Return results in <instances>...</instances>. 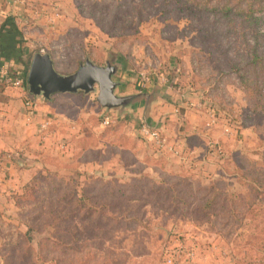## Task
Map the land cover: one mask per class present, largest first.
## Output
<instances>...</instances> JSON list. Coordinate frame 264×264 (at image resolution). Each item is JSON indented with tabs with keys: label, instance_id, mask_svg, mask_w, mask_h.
Returning a JSON list of instances; mask_svg holds the SVG:
<instances>
[{
	"label": "rangeland",
	"instance_id": "1",
	"mask_svg": "<svg viewBox=\"0 0 264 264\" xmlns=\"http://www.w3.org/2000/svg\"><path fill=\"white\" fill-rule=\"evenodd\" d=\"M71 2L75 9L68 7L67 11L72 14L73 10L75 22L48 24L59 31L56 34L51 29L47 45H36L33 50L50 52L56 69L64 75L75 73L87 59L101 66L109 62L119 68L115 80L123 87L117 94L142 97L125 113L113 110V115L97 102L98 88L86 96L81 92L75 98L56 97L58 110L78 123L64 124L77 129L80 137L91 133L98 137L105 130L111 134L95 147L92 141L89 146L94 151L85 153L90 162L81 164L77 173L71 170L60 175H115L127 182L140 166L127 161L144 165L147 159H161L167 170L188 172L203 184L222 180L224 192L236 208L230 217L229 202L224 198L217 217L203 213L192 218L150 215L155 227L147 237L138 236V230L131 228L116 233L115 246L123 240V246L131 248L126 264H165L166 254L177 252L179 244L196 252L194 260L183 257L179 264H264V192L257 200L249 180L242 177L246 174L264 181V0ZM247 3L253 5V16L236 14L245 10ZM225 5L232 9L230 15L215 11ZM255 19H259L257 24ZM51 43L58 45L53 48ZM108 113L113 122L105 126L103 116ZM117 125L116 134L108 132ZM143 125L159 130L167 139V148L142 136ZM185 134L190 135V141L181 140ZM117 136L127 139L124 151L118 147ZM66 140L59 142L67 145ZM185 143L200 150L193 153ZM169 146L179 148V154L170 152ZM71 149L55 147L54 151L63 159L70 156L71 162ZM14 156L20 164L13 163ZM5 157L14 167L25 170L30 166L26 170L33 174L32 180L46 170L40 167L35 171L33 159L23 154L20 157L10 152ZM53 160L54 168L57 161ZM245 195L249 198L247 207L246 200L240 199ZM33 200L34 204L40 201L29 192L23 203L32 205ZM14 204V208L0 212V250L17 248V232L27 233L22 222L28 216H19L15 199ZM33 223L44 226L42 221ZM40 229L30 235V246L36 253L41 240L52 234L51 228ZM118 252L115 259L119 262L114 264H123L125 258ZM82 257L84 254L77 255Z\"/></svg>",
	"mask_w": 264,
	"mask_h": 264
},
{
	"label": "trees",
	"instance_id": "2",
	"mask_svg": "<svg viewBox=\"0 0 264 264\" xmlns=\"http://www.w3.org/2000/svg\"><path fill=\"white\" fill-rule=\"evenodd\" d=\"M252 6L247 3L245 10L236 14L253 16ZM222 9L215 11L226 15L232 13L229 5ZM255 21L257 24L259 19ZM7 69L12 75L20 76L15 70ZM28 69L29 65L26 66L23 77L27 92ZM29 97L34 98L30 94ZM55 98L56 96L53 97L54 100ZM116 127L119 125L111 126L108 132L116 134ZM107 135L111 134H107L105 130L98 137L91 133L85 137L72 138L67 146L72 148L74 159L70 163L56 162L55 171L46 169L39 173L15 196L19 216H28L22 222L27 233L17 232V248L0 250V264H114L119 262L115 259L119 250L118 254L123 255V264H126L128 258H131V248L123 246V240L116 247V233L128 232L134 228L138 230V236L147 237L155 227L150 215H182L192 218V215L203 213L209 217H217V208L223 198L229 202V217L235 213V205L224 192L222 180L215 179L209 184H203L188 172L167 170L161 159H147L144 165L140 161H127L131 166L140 165L127 182L115 175H109V178L87 174L83 176L81 172L70 177L60 175L71 170L77 173L81 164L90 162V158L85 157V153L94 151L89 145L94 141L95 147ZM117 137L118 147L124 151L127 139ZM148 170H152L153 175ZM242 177L249 180V189L259 200L260 193L264 192V181L250 179L246 174H242ZM29 192L35 199H40L37 204H34L35 200L32 205L23 203ZM240 199L246 200L247 207L249 198L245 195L240 196ZM34 221H42L44 226L34 224ZM208 222L214 224L212 220ZM40 228L43 231L51 228L52 234L50 238L41 240L39 252L36 253L30 246V235L34 231L40 232ZM142 245L139 247L145 248ZM78 254H84L83 259L77 258Z\"/></svg>",
	"mask_w": 264,
	"mask_h": 264
},
{
	"label": "crops",
	"instance_id": "3",
	"mask_svg": "<svg viewBox=\"0 0 264 264\" xmlns=\"http://www.w3.org/2000/svg\"><path fill=\"white\" fill-rule=\"evenodd\" d=\"M70 2L71 0H0V68H11L18 72L17 74L23 79V85L20 88L9 87L0 90L1 213H5L4 211L7 208H14V196L21 193L23 187L28 184L33 177V174L30 175L27 172L30 166L25 167V170L16 166L14 167L13 163L15 165L20 164L18 159L14 156L16 160H13V163L9 164L5 157L6 153H16V155L20 157L23 154V156L28 157L30 161L33 159V164L36 165L34 168L35 171L40 167H45L44 169L52 171L55 166L53 168L54 163H51L50 160L55 159L57 162H70V156L67 159H63L60 153L54 151L55 147H60L63 150L66 149V151L69 149L67 145L60 144L59 140L61 139L62 142H64V140L67 139L66 141H70L72 137H80V135H82H79L77 129H71L70 124H64L66 121H69L68 123L73 122L78 125L77 121L69 114H66L65 111L58 110V105L55 103L58 97H63V99L70 97L75 98L76 96L71 95H78L81 92L76 94H55L50 99H44L41 96L35 97L33 95L34 98H31L29 97V88L27 92V89L24 87L23 78L26 66L29 65L30 69L32 60L38 53L49 54L54 62L55 70L61 74L56 69L55 60L50 52L44 49L35 52L33 49L36 45L38 46L45 43L47 45L48 32L52 29L48 24L54 25L58 22L69 24V22H75L72 10L75 9V6L74 3L72 4L73 1L71 2L72 6L69 4ZM68 7L72 8V14L71 12L70 14L68 13ZM55 9L59 10L61 14L60 18L55 17L53 14ZM32 25L34 26L32 27ZM58 29L59 28L56 26L55 29L52 30L56 33L59 31ZM61 32H63V30H61ZM61 32H59V34ZM57 45V43H54L52 46L55 48ZM28 56H31V58H28ZM116 68L117 72L113 77L115 82V78L119 73V68L117 66ZM116 83H118L115 90L117 96L121 98L136 97V99L127 107L108 110L112 115L113 110H120L121 114L125 113L132 105L139 102V98L141 97L138 96L142 95H118L116 91L123 86L121 82ZM84 95L86 96L88 94ZM54 96L58 97L54 100ZM28 100L33 102V109H28L25 106V102ZM105 111H107V109H105ZM108 115L110 114L108 113ZM106 116H103V118ZM179 134L182 135V133ZM185 135L186 136L183 135L180 137L181 140H185V142L190 141V135ZM185 144L193 153H197L200 150L196 145H189L190 143ZM174 149L179 148L175 147ZM26 168L28 169L26 170ZM148 172L153 175L152 170H148ZM178 172H180V170H178Z\"/></svg>",
	"mask_w": 264,
	"mask_h": 264
},
{
	"label": "water",
	"instance_id": "4",
	"mask_svg": "<svg viewBox=\"0 0 264 264\" xmlns=\"http://www.w3.org/2000/svg\"><path fill=\"white\" fill-rule=\"evenodd\" d=\"M116 66L107 62L98 66L89 59L71 75H61L54 68L49 54L38 53L34 56L27 78L31 95L50 99L55 94H90L98 88L97 102L105 109L127 107L136 97L121 98L115 94L118 86L113 79ZM142 97V95L138 96Z\"/></svg>",
	"mask_w": 264,
	"mask_h": 264
},
{
	"label": "built area",
	"instance_id": "5",
	"mask_svg": "<svg viewBox=\"0 0 264 264\" xmlns=\"http://www.w3.org/2000/svg\"><path fill=\"white\" fill-rule=\"evenodd\" d=\"M55 12H53V14L55 15V17L60 18L61 14L59 12V10L55 9ZM28 24H30L29 22H27ZM143 81H148L145 77L143 79ZM146 84L148 82H145ZM23 85V79L20 76H14L12 75L9 70L5 67H1L0 68V90L1 89H6L9 87H14V88H20ZM25 106L29 109H33L34 104L32 101H26L25 102ZM113 117L111 115H107L104 118V125L105 126H109L113 121ZM141 135L146 137V139L150 140V141H155L159 147L166 149V143H167V139L162 137V134L159 130H151L150 128H148L146 125L141 126ZM64 148V147H62ZM169 151L172 152L174 155H178L179 152L177 149H174L175 147L173 146H169ZM65 149V148H64ZM178 251L177 252H171L166 254V258H165V264H179V261L181 260V258L185 257V259L187 261H191L195 259L196 256V252L194 251V249H192V247H187L185 245H177ZM176 248V249H177Z\"/></svg>",
	"mask_w": 264,
	"mask_h": 264
}]
</instances>
